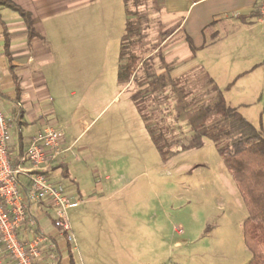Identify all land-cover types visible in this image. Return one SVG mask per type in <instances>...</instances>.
<instances>
[{
	"label": "rangeland",
	"instance_id": "rangeland-1",
	"mask_svg": "<svg viewBox=\"0 0 264 264\" xmlns=\"http://www.w3.org/2000/svg\"><path fill=\"white\" fill-rule=\"evenodd\" d=\"M124 5L126 2L116 1L118 19L125 14ZM127 6L138 35L127 41L125 51L126 58L131 52L138 55L130 81L119 79L117 67V37L125 26L122 21L115 24L118 49L111 65L44 73L46 85L40 91H46L51 99L37 107L40 118L32 126L60 127L66 142L73 145L64 155L77 166L74 170L83 184V196L76 197L82 202L68 210L78 246L73 250L75 261L246 264L251 259L243 230L248 212L216 142L205 136L202 147L182 150L192 131L177 120L170 89L142 97V113L136 106L133 94L148 87L151 77L160 72L161 55L153 56L146 65L143 61L154 54L164 30L154 0H130ZM257 59L264 60V52L251 60ZM215 74L221 88L231 80L226 74ZM181 84L197 106L217 100L205 80H200L196 89L186 85L185 77ZM223 91L228 106L264 136V68ZM207 126L209 133H220L221 146L251 132L245 123L217 113H212ZM152 136L166 152H180L165 161ZM64 182L73 192L74 186ZM97 183L103 191L95 188Z\"/></svg>",
	"mask_w": 264,
	"mask_h": 264
},
{
	"label": "crops",
	"instance_id": "crops-1",
	"mask_svg": "<svg viewBox=\"0 0 264 264\" xmlns=\"http://www.w3.org/2000/svg\"><path fill=\"white\" fill-rule=\"evenodd\" d=\"M13 1L31 15L36 32L31 36L20 11L0 5V107L14 118L12 145L17 152H23L30 138L45 127L32 129L40 118L37 107L41 108L48 98L51 99L46 91H40L46 85L44 73L50 69L89 71L111 65L118 49L115 24L123 21L124 32L120 31L117 37L119 68L121 41L129 14L127 5H124V16L116 17L114 7L117 0ZM154 2L164 30V39L154 53L159 50L173 79L182 83L185 77L190 89H196L200 80H205L211 89V80L221 88L215 81V73L226 74L231 80L221 88L224 90L230 83H237L264 68V60H251L259 52H264V28L258 23L261 0ZM234 69L236 72H232ZM20 109L23 111V151L17 124ZM72 150L73 145L63 138L62 153L55 163L61 166L52 169L50 175L53 180L64 184L74 201L81 203L83 184L77 176L78 171L74 170L77 166L71 165V159L68 161L64 155ZM65 169L67 177L63 174ZM64 180L74 186L73 192L69 191ZM95 188L104 190L100 183ZM34 209L39 216L41 231L48 233L57 243L56 264H77L73 250L78 246L70 243L66 233L55 225L54 210L45 203ZM0 264H15L1 243ZM39 264H50V261L45 256Z\"/></svg>",
	"mask_w": 264,
	"mask_h": 264
},
{
	"label": "built area",
	"instance_id": "built-area-1",
	"mask_svg": "<svg viewBox=\"0 0 264 264\" xmlns=\"http://www.w3.org/2000/svg\"><path fill=\"white\" fill-rule=\"evenodd\" d=\"M258 23L264 28V0ZM14 126V118L0 107V243L15 264H39L45 256L56 264L57 243L41 231L34 208L48 204L54 210L55 225L76 246L68 210L80 201H74L64 184L50 175L62 153L65 132L45 126L23 152H17L12 145Z\"/></svg>",
	"mask_w": 264,
	"mask_h": 264
},
{
	"label": "trees",
	"instance_id": "trees-1",
	"mask_svg": "<svg viewBox=\"0 0 264 264\" xmlns=\"http://www.w3.org/2000/svg\"><path fill=\"white\" fill-rule=\"evenodd\" d=\"M129 1L130 0H125L126 5ZM0 5H7L20 11L27 22L31 36L36 35L31 15L28 12L18 7L13 0H0ZM127 11L130 16V9L128 6ZM136 34V30L132 27V23L128 18L126 31L121 41L120 65L118 68L119 79H124L126 82L130 81L137 68L136 63L138 55L136 52H131L127 58L125 57L127 41ZM162 41L163 36L154 46V50L159 47ZM153 56H160L159 50L153 55L148 56L143 61V65L149 63ZM125 60L127 63H124ZM161 69V72L151 77L152 80L148 87L138 90L133 94L139 112H141L139 100L146 94L159 93L166 89H170L174 97L173 107L177 120L185 122L192 131L188 142L182 146V150L202 147L204 145L205 136L210 137L216 142L217 150L225 166L232 174L248 212L247 218L244 221L243 230L245 242L251 251V259L246 264H264V136L257 132L255 127L247 122L235 108L228 106L223 94V89L219 88L212 80L210 81L211 90L216 93V102L212 105L197 106L189 99V94L181 84V81L173 79L170 76V67L163 58H161ZM135 76L136 75H134V79ZM233 84L234 82L230 83L224 90L230 89ZM212 113L237 119L245 123L250 128L251 132L246 136L233 139L228 145L221 146L218 143L221 138L220 133H209L207 126ZM17 115L19 139L21 143L20 149L23 151V135L21 129L23 118L22 109L19 110ZM142 117L147 121L145 114H142ZM146 127H148V130L151 132V127L147 124ZM227 133H230V131ZM152 139L165 161L180 152L179 149L166 152L161 148L154 136H152ZM60 166L61 164L54 165L52 169ZM63 174L65 177L68 176L67 169L63 170Z\"/></svg>",
	"mask_w": 264,
	"mask_h": 264
}]
</instances>
